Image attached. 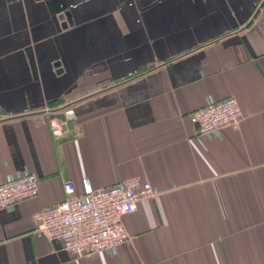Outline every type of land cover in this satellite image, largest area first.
<instances>
[{
	"label": "crops",
	"instance_id": "1",
	"mask_svg": "<svg viewBox=\"0 0 264 264\" xmlns=\"http://www.w3.org/2000/svg\"><path fill=\"white\" fill-rule=\"evenodd\" d=\"M228 97L239 126L198 135ZM66 107L54 139L45 110ZM24 172L38 194L0 210V264H264V0H0V185ZM132 178L155 196L115 255L36 231L64 182Z\"/></svg>",
	"mask_w": 264,
	"mask_h": 264
},
{
	"label": "built area",
	"instance_id": "2",
	"mask_svg": "<svg viewBox=\"0 0 264 264\" xmlns=\"http://www.w3.org/2000/svg\"><path fill=\"white\" fill-rule=\"evenodd\" d=\"M48 127L54 139L64 135L63 126L74 121V111L64 108V122L49 110ZM243 113L233 97L208 102L205 107L191 114L190 121L198 126V135L210 136L226 128H237ZM64 199L55 205L41 208L36 214V231L47 240L62 242L64 250L75 255L104 253L115 255L116 249L128 243L129 234L124 218L132 214L139 202L148 200L155 193L148 182L132 178L111 187L93 190L87 187L77 195L70 181L63 184ZM38 194V179L24 172L8 176L0 185V210H9L21 201Z\"/></svg>",
	"mask_w": 264,
	"mask_h": 264
},
{
	"label": "water",
	"instance_id": "3",
	"mask_svg": "<svg viewBox=\"0 0 264 264\" xmlns=\"http://www.w3.org/2000/svg\"><path fill=\"white\" fill-rule=\"evenodd\" d=\"M257 13V12H256ZM256 13L254 14V16L256 15ZM253 16V17H254ZM57 119H59L60 121H62V122H64V119H63V115L62 114H58V115H56L55 116ZM72 125V123H66V124H64V126H63V130L65 131L66 129H68L69 128V126H71ZM197 128H198V126L197 125H195Z\"/></svg>",
	"mask_w": 264,
	"mask_h": 264
}]
</instances>
